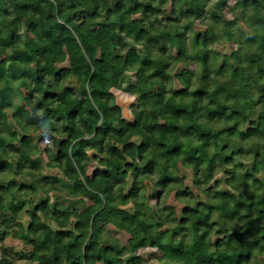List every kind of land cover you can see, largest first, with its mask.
<instances>
[{"label":"trees","instance_id":"16d2710c","mask_svg":"<svg viewBox=\"0 0 264 264\" xmlns=\"http://www.w3.org/2000/svg\"><path fill=\"white\" fill-rule=\"evenodd\" d=\"M151 259L264 264V0H0V264Z\"/></svg>","mask_w":264,"mask_h":264},{"label":"rangeland","instance_id":"374dc122","mask_svg":"<svg viewBox=\"0 0 264 264\" xmlns=\"http://www.w3.org/2000/svg\"><path fill=\"white\" fill-rule=\"evenodd\" d=\"M116 97V103L122 108L123 110V116L124 118L129 121V122H133V118L131 115V112L133 109H135L136 105H137V97L136 96H131L129 94H126L124 92L121 91H116L113 90L112 91ZM46 144H50L52 146V142L50 141H46L44 142ZM94 167H96V164H94L93 169H95ZM191 173H187V178H188V182L187 184L191 183L192 179H191ZM160 205H168V206H175L178 210V212L180 213V211L182 210V205H180L179 203L176 202V198H175V194L173 192H171L170 194H168L167 192L163 193L162 195V199L160 200ZM108 229V228H107ZM114 228H110L109 230H113ZM155 251V249H150L148 247H145L142 249L141 251V255L147 259L150 258V253H153ZM157 254H154L152 258H156ZM150 263L152 264H158V262L155 259H151ZM147 263V264H150ZM16 264H19V262H17Z\"/></svg>","mask_w":264,"mask_h":264}]
</instances>
